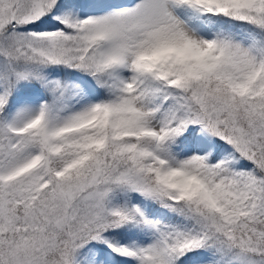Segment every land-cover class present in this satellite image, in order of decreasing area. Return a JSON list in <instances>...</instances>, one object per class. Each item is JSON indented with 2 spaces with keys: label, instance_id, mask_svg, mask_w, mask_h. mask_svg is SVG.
Wrapping results in <instances>:
<instances>
[{
  "label": "snow or ice",
  "instance_id": "obj_1",
  "mask_svg": "<svg viewBox=\"0 0 264 264\" xmlns=\"http://www.w3.org/2000/svg\"><path fill=\"white\" fill-rule=\"evenodd\" d=\"M0 264H264V0H0Z\"/></svg>",
  "mask_w": 264,
  "mask_h": 264
}]
</instances>
